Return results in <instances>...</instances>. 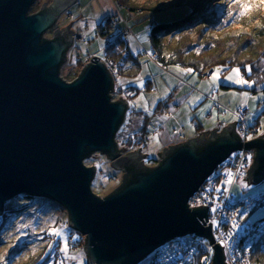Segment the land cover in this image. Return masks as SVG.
<instances>
[{"label":"water","instance_id":"obj_1","mask_svg":"<svg viewBox=\"0 0 264 264\" xmlns=\"http://www.w3.org/2000/svg\"><path fill=\"white\" fill-rule=\"evenodd\" d=\"M0 0V214L25 194L65 207L69 224L85 236V264H138L159 245L193 233L211 241V264H227L207 221V208L189 198L231 152L254 149L249 181L264 174V135L241 142L236 122L165 147L153 166L141 149L120 156L115 134L125 119V100L111 101L114 87L94 55L77 78L60 74L73 30L57 28L73 0ZM47 31L54 36L45 38ZM103 153L123 171L121 184L99 197L91 190L96 168L83 163ZM136 166L137 171H130Z\"/></svg>","mask_w":264,"mask_h":264},{"label":"rangeland","instance_id":"obj_2","mask_svg":"<svg viewBox=\"0 0 264 264\" xmlns=\"http://www.w3.org/2000/svg\"><path fill=\"white\" fill-rule=\"evenodd\" d=\"M51 1L46 0L49 3ZM180 1L204 2L200 4H203L207 11H215L217 14L222 8L228 14L238 2V0H207V2L205 0H125L121 1L122 4L126 3L134 9L129 10L121 4L119 8L123 17L127 19L126 22L108 28L109 32L116 36L107 37L117 42L121 41L115 38L119 36L123 26L130 27L133 35L135 34L121 42V44L127 42L128 52L136 54V57L128 56L129 59L121 70L123 73H119L116 82L123 91L120 93V89L114 88V97L116 101L124 97L128 102L127 112H131L125 118L128 125H122L125 126L126 131L135 132L136 125L147 120L146 141L140 148L142 157L140 156L139 159L143 158L144 165L148 167H153L159 162L165 153V147L188 141L213 130L221 132L229 123L237 121L236 114L239 107L248 109L246 118L251 113H255L253 119H248L247 122L249 129L253 132L248 141L256 131L257 135L264 134V113L260 115L259 123L255 120L259 114L261 102L264 100V96L261 95L263 91L259 90L255 83L237 84L224 79L233 68L239 67L243 79L254 82L243 75L240 66L213 65L211 77L203 79V73L190 64L193 59L203 55L208 56L221 49H224L221 57L232 56L236 47L232 45L229 37L247 34L252 28L260 27L261 21L264 20V0L262 3L261 0L256 3L254 9L247 15L246 22L225 23L213 32L207 31L206 28L198 33L194 26L165 34L163 42L166 47L162 53H157L158 59L151 58L150 53H153V50L147 32H149L151 20L158 17L159 13L152 12L151 15V12L142 8L166 9ZM42 3L43 0H35L29 13L40 10ZM116 7L115 0H95L92 12L90 11L92 14L86 15L82 12L73 15L71 8L60 16L58 20L62 26L72 21L69 25L74 27V37H83L86 40V42L76 40L77 44H72L68 48L66 61L60 68V74L66 80L72 81L81 73L87 51L95 52L98 56L104 54L103 46L106 45V39L104 41L99 35L96 24L99 23L100 18L97 16L101 10L109 8L116 10ZM256 14L255 19L253 16ZM50 33V31L46 33L45 38L52 37ZM121 49L123 48L121 47L119 51ZM119 51L116 57L111 58H117ZM242 60L239 62L243 63L244 60ZM217 68L220 69L217 73L219 79L213 82L212 75ZM206 69L201 70L204 72ZM127 87L130 91L124 92ZM254 87L257 88V92L251 91ZM253 97L256 99L254 100ZM235 128L238 134V122ZM175 129L177 132H174ZM240 141L242 142L241 139ZM136 150L138 149H132L130 152ZM244 150L252 153L249 171L255 151L254 149ZM130 152L121 150L120 156ZM85 163L96 168L91 184V190L95 195L104 197L121 184L123 171L118 166L114 168L105 154L96 152L86 158ZM222 187L223 184H220L219 188ZM230 189L236 198L242 193L264 194V174L255 181L237 180ZM67 215L65 207L46 197L27 199L19 196L7 201L3 206V213L0 214V264H85L86 255L83 249L85 236L70 226ZM262 216H264V202L246 207L242 218L252 222ZM53 228L61 230V234L59 236L52 234L50 229ZM49 244L52 245L51 248L48 247ZM212 250V248L208 249V254H201L197 264H210ZM150 259L151 256H147L138 264H149Z\"/></svg>","mask_w":264,"mask_h":264},{"label":"built area","instance_id":"obj_3","mask_svg":"<svg viewBox=\"0 0 264 264\" xmlns=\"http://www.w3.org/2000/svg\"><path fill=\"white\" fill-rule=\"evenodd\" d=\"M118 5V4H117ZM122 22V17L119 13L104 15L101 19V24L107 28L117 26ZM133 35L130 27L121 30L119 36L115 39L125 41L126 37ZM78 41L85 40L82 37ZM113 40L106 38L104 46L105 53L101 57L103 62L111 73L114 82L122 70L125 60L128 56L136 57V54H130L128 49L123 48L119 51L117 58L108 56L106 48ZM151 58H155V53H150ZM94 54L88 53L86 56L85 65L89 62ZM212 69L206 70L202 77L207 79L211 77ZM111 101H116L114 92L110 93ZM263 109V108H262ZM249 111L247 108L239 107L236 114L239 125V136L242 142H247L253 133L248 125V119H253L255 113H251L246 118ZM174 132H177L175 129ZM257 133V131H256ZM254 134L252 138H258L263 135ZM259 133V132H258ZM261 134V133H259ZM251 138V139H252ZM252 160V153L244 149L235 150L224 159L216 169L208 176L200 188L189 198L188 206L190 209L207 208V223L211 222L213 237L216 243L222 246L224 261L227 264H259L253 259L251 253V243L255 240L258 232L264 228V221L248 222L243 217L244 209L252 203L263 200V194H241L236 198L231 193L230 186L237 180H246L249 164ZM232 176L229 178L228 173ZM231 179V182H227ZM223 184L222 188L219 185ZM216 209L214 212L213 209ZM213 220L216 221L213 224ZM235 225V227H234ZM215 232V233H214ZM232 235L229 236L228 233ZM221 240L227 243H221ZM69 241V240H68ZM212 243L205 237L195 234H183L174 239L165 242L157 249L153 250L149 256L153 264H197L196 257L201 253H207L208 249L212 248Z\"/></svg>","mask_w":264,"mask_h":264},{"label":"trees","instance_id":"obj_4","mask_svg":"<svg viewBox=\"0 0 264 264\" xmlns=\"http://www.w3.org/2000/svg\"><path fill=\"white\" fill-rule=\"evenodd\" d=\"M115 1L121 5V1L125 0ZM258 1L259 0H238V2L232 7V11L230 10L229 12L233 14L231 16L229 13L226 14L224 12V8L221 9L219 14H217L215 11H207L204 5L200 4L204 2L199 1H180L176 2L173 6H171V8L166 9L160 7L142 8V10H148L151 12V15L154 12L157 14L159 13L157 15L158 17H155L151 20L149 32H147L151 48L155 53H162L164 47H166L165 43L163 42L164 35L175 30H178L179 32L186 27L195 26L196 32L198 33L203 32L206 28L208 29L207 31L213 32L220 28V26H224L225 23L231 24L234 21L246 22L247 15H249L250 11L254 9V6H256ZM262 1L263 0H261V3ZM205 2H207V0H205ZM122 5H125L127 8H129V10L134 9L133 7L131 8L130 6H127L126 3ZM41 10L42 9L38 11ZM256 16L257 14L253 17L256 19ZM96 25H98V32L101 36L105 38L109 36L108 31H106L108 30L107 27L103 26L101 22ZM229 39L232 41V45L236 47L235 52L232 53V56L229 55L225 58L221 57L224 51V49H221L219 52H214L208 56L203 55L198 59H193L191 60L190 64L196 70L200 71V73L205 72H202L201 69H212V66L216 64H227L229 66L232 65L231 67L234 65L240 66L243 75L253 80L257 85V88L264 92V20L261 21L259 28H252V30L247 34L230 36ZM121 42L122 41H113L109 44L107 47V53L109 54L108 56L116 57L118 55L120 48L115 49V47L120 45ZM241 56L242 58H240ZM242 59L244 62L240 63L239 61ZM245 66H250L251 70L245 71ZM257 88L254 87L251 89V91L257 92ZM261 104L259 114L255 118L257 123H259L260 115L264 113V100L261 102ZM130 113V111L129 113L127 112L126 118ZM124 124H126V120H124L122 125ZM146 124V119L141 121L140 124L136 125L137 129L133 133L131 131H126L125 126L121 125V128H119L115 139L117 141L118 148L128 152H130L132 149L135 150L141 148L146 141ZM129 169L130 171H137L136 166H131ZM262 196L263 200L261 202H264V194ZM259 220L264 221V216H262V218ZM251 253L253 259H255L259 264H264V228L257 233L255 240L251 243ZM199 256H201V254L196 257V263ZM149 264H151L150 261Z\"/></svg>","mask_w":264,"mask_h":264},{"label":"crops","instance_id":"obj_5","mask_svg":"<svg viewBox=\"0 0 264 264\" xmlns=\"http://www.w3.org/2000/svg\"><path fill=\"white\" fill-rule=\"evenodd\" d=\"M52 2V1H51ZM50 2V3H51ZM49 3V4H50ZM94 3H95V0H73L71 3H69L66 7H65V9H64V11L62 12V14L67 10V9H73V15H75V14H77V13H82V12H84V14H86V15H89L91 12H92V8H93V5H94ZM115 3H116V1H115ZM116 10H112V9H104L103 11L101 10L100 12H99V14H98V18H100V21H101V19H102V17L104 16V15H108V14H115V13H119V15L121 14V16H122V22L121 23H125L126 21L125 20H127L125 17H123V14L121 13V10H120V5L118 4L117 5V3H116ZM91 11V12H90ZM62 14H61V16H62ZM92 14V13H91ZM92 16V15H91ZM99 21V22H100ZM121 23H119V24H121ZM55 27H57V28H61V27H63L62 26V24H60V22L58 21V24L55 26ZM125 28H128V27H121V29L120 30H122V29H125ZM69 29H72L73 30V33L71 34L72 35V37H73V42H72V44H77L76 42H75V30H74V27H70V25H69ZM106 31H108V35H110V37H114V36H116V34H112L111 32H109V30H106ZM48 33V32H47ZM52 36H54V34L51 32L50 33ZM117 34H118V32H117ZM50 35V36H51ZM100 35V34H99ZM50 36H48V37H50ZM133 36H135V34L133 35ZM102 38H103V40L105 41V37H103V36H101ZM51 38V37H50ZM71 44V45H72ZM128 43L127 42H125V44H120V45H118V46H116L115 47V49H119V48H126V49H129V47H128V45H127ZM104 47V46H103ZM89 52L90 53H94V54H96L95 52H92V51H90L89 50ZM133 54V53H132ZM66 55H67V52H66ZM102 56V55H101ZM129 58H127L126 60H125V63H124V67H125V64H126V62H127V60H128ZM132 59V58H131ZM65 61H66V59H65ZM64 61V62H65ZM120 73H123L122 71L120 72ZM117 82V81H116ZM115 89H120V93L123 91V89L121 88V87H118L117 85H116V83H115ZM126 91H130V88L129 87H127V88H125L124 89V92H126ZM120 95H122V94H120ZM120 100H125L126 101V99L124 98V97H122V99H120ZM127 102V101H126ZM127 104H128V102H127ZM110 162H111V164H112V166L114 167V168H117V166H115L114 164H113V162L110 160V159H108Z\"/></svg>","mask_w":264,"mask_h":264},{"label":"snow or ice","instance_id":"obj_6","mask_svg":"<svg viewBox=\"0 0 264 264\" xmlns=\"http://www.w3.org/2000/svg\"><path fill=\"white\" fill-rule=\"evenodd\" d=\"M229 15L231 16L233 14L232 13H229ZM250 70H251L250 66H245V71H250ZM187 71H192V70L191 69H187ZM219 71H220L219 68H217L214 71V73L212 75V81L213 82H215V81H217L219 79V76L217 75V73H219ZM224 79L229 80V81H232V82L237 83V84H248V85H251V83H254V82H249L248 80L243 79V77L240 75V68L239 67L233 68L232 69V72L227 77H225ZM245 95H247V93H245ZM261 95L264 96V92H262ZM253 99L255 100L256 97H253ZM228 176H229V178H231L232 174L229 172L228 173ZM227 182L230 183L231 182V179H229V181H227ZM213 211L215 212L216 209L214 208ZM215 223H216V221L213 220V224H215ZM234 227H235V225H234ZM50 232L52 234H54V235H57V236H59L61 234V230L55 229V228L50 229ZM228 235L231 236L232 233L229 232ZM73 239H76V238L73 237ZM221 243H227V241L221 240ZM48 247L51 248L52 245L49 244ZM62 251H64V249H62ZM72 259H75V257H72ZM205 259L207 260L208 258L206 257Z\"/></svg>","mask_w":264,"mask_h":264},{"label":"bare ground","instance_id":"obj_7","mask_svg":"<svg viewBox=\"0 0 264 264\" xmlns=\"http://www.w3.org/2000/svg\"><path fill=\"white\" fill-rule=\"evenodd\" d=\"M117 4H118V3H117ZM100 22H101V21H100ZM47 32H48V31H47ZM78 38H79V37H77V38L74 39L75 42H76V40H77ZM82 38H83V37H82ZM83 39H84V38H83ZM84 40H85V39H84ZM77 41H78V40H77ZM81 42H84V41H81ZM85 42H86V40H85ZM106 51H107V48H106ZM88 53H90V52L87 51V55H88ZM104 53H105V50H104ZM153 53H155V52L153 51ZM90 54H94V53H90ZM107 54H108V53H107ZM155 54H156V57H155V58L157 59V58H158L157 53H155ZM94 55H96V54H94ZM94 55H93V56H94ZM103 55H104V54H103ZM103 55H102V56H103ZM108 55H109V54H108ZM93 56H92V57H93ZM97 56H98V55H97ZM102 56H99V57L101 58ZM86 58H87V57H86ZM101 59H102V58H101ZM89 61H90V60H89ZM108 70H109V69H108ZM109 72H110V71H109ZM115 83H116V82H114V87H113V89L110 91V93H111V92H114ZM110 96H111V95H110ZM112 102H114V101H112ZM127 109H128V108H127ZM126 112H127V110H126ZM126 115H127V113H125V118H126ZM124 120H125V119H124ZM117 132H118V131H117ZM116 134H117V133H116ZM116 134H115L114 140L116 139ZM116 142H117V141H116ZM241 149H245V148L242 147ZM91 156H92V155H91ZM91 156H90V157H91ZM88 158H89V157H88ZM142 159H143V158H142ZM85 160H86V158H84L83 163H84L85 165H87V164L85 163ZM89 165H90V166H93V165H91V164H89ZM213 171H214V170H213ZM95 174H96V170H95ZM95 174H94V176H95ZM211 174H212V173H211ZM211 174H210V175H211ZM210 175H209V176H210ZM115 180H116V176H115ZM91 184H92V183H91ZM202 184H203V183H202ZM19 196H20V197H25V198H27V199H33L34 197H36V196H31V197H29V196H27V195H25V194H20ZM19 196H16V197H19ZM14 198H15V197H14ZM14 198H12V199H14ZM238 198H239V197H238ZM12 199H11V200H12ZM55 202H57V201H55ZM258 203H263V202L252 203V204L247 205L246 207L248 208V207H251V206H253V205H255V204H258ZM257 221H260V220L257 219ZM257 221H255V222H257ZM208 224H209V223H207V221H205V224H204V225L207 226ZM210 230H212V226H211V229H210ZM212 233H213V230H212ZM214 233H215V232H214ZM188 234H193V233H188ZM197 236H198V235H197ZM202 237H203V236H202ZM163 244H164V243H163ZM163 244H161V245H163ZM161 245H159V246H161ZM159 246H158V247H159ZM158 247H156L155 249H157ZM155 249H154V250H155ZM212 249H213V246H212ZM152 252H153V251H152ZM152 252H151V253H152ZM200 254H204V253H201V252H200ZM200 254H199V255H200ZM207 254H208V251H207ZM149 261L151 262V264H153L152 260H149Z\"/></svg>","mask_w":264,"mask_h":264},{"label":"flooded vegetation","instance_id":"obj_8","mask_svg":"<svg viewBox=\"0 0 264 264\" xmlns=\"http://www.w3.org/2000/svg\"><path fill=\"white\" fill-rule=\"evenodd\" d=\"M46 1V0H43V2ZM49 4V2H47Z\"/></svg>","mask_w":264,"mask_h":264}]
</instances>
